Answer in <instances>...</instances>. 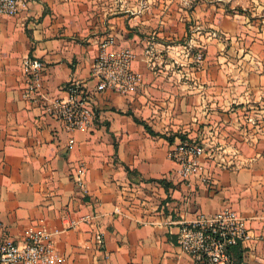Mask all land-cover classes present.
<instances>
[{"label":"crops","instance_id":"1","mask_svg":"<svg viewBox=\"0 0 264 264\" xmlns=\"http://www.w3.org/2000/svg\"><path fill=\"white\" fill-rule=\"evenodd\" d=\"M209 1L37 0L0 16V236L20 241L45 225L65 257L57 264H194L177 243L179 223L231 208L251 234L237 261L264 264V11ZM214 30L241 36L242 48L232 39L221 50ZM108 37L137 53L133 93L95 91L92 67ZM206 44L212 51L197 62ZM28 56L43 61L49 98L82 82L94 110L88 129L70 133L44 99L23 97ZM179 135L207 146L212 187L179 175L169 156ZM82 163L87 191L74 178ZM90 213L95 220L82 221ZM73 219L81 222L68 229Z\"/></svg>","mask_w":264,"mask_h":264},{"label":"built area","instance_id":"2","mask_svg":"<svg viewBox=\"0 0 264 264\" xmlns=\"http://www.w3.org/2000/svg\"><path fill=\"white\" fill-rule=\"evenodd\" d=\"M37 0H0V16H17L29 9ZM215 36V33H214ZM113 37L101 43V50L92 67V77L96 80L95 91L111 90L120 94L133 93L141 82V74L135 70L137 53L131 48H115ZM151 55L152 48L147 50ZM195 59H204L202 47L195 51ZM44 63L36 56H28L23 61L25 86L23 97L33 105L46 102L48 113L58 120L70 133L88 129L94 118V110L81 81L73 80L65 88V94L49 98L42 92ZM75 138L70 136L68 147L72 148ZM171 160L177 165L182 179L201 176L206 185L212 187L213 180L204 174L210 152L204 143L190 138H180L169 149ZM221 162H224L222 160ZM224 164L222 163V166ZM76 185L86 188V166L82 163L75 174ZM95 214L83 217L82 221L95 220ZM81 221L73 219L67 228L79 226ZM251 239L246 218L238 211L224 208L212 214L199 213L195 218L179 223L177 243L188 254L194 264H242L237 261L234 249L243 248ZM98 248L105 244L104 231L95 234ZM65 260L56 246L54 234L45 226L37 225L26 232L22 240L12 236H0V264H57Z\"/></svg>","mask_w":264,"mask_h":264},{"label":"rangeland","instance_id":"3","mask_svg":"<svg viewBox=\"0 0 264 264\" xmlns=\"http://www.w3.org/2000/svg\"><path fill=\"white\" fill-rule=\"evenodd\" d=\"M212 2V1H211ZM215 2H217V7H221V11H264V0H215ZM212 4L210 3L209 0H206V5ZM216 4V3H215ZM259 31L257 34H263L264 30L261 28V26L259 27ZM262 29V30H261ZM215 32L211 31L209 32V37L211 36L212 38L218 40V43H222L225 46L223 48H221V50H227L228 48H230V45L228 42L231 41L233 39V42H239L240 44H237V47H241L243 46V43L241 45V42L243 41L242 39H240L241 36H228V33L222 32V31H217L214 30ZM215 33V36H214ZM260 39H263L262 36H258ZM227 42V43H226ZM212 44H206L205 47H202L203 53H204V59L211 53L212 48H211ZM199 48V47H198ZM197 48V49H198ZM246 52L240 51L239 55H245ZM203 59V60H204Z\"/></svg>","mask_w":264,"mask_h":264},{"label":"trees","instance_id":"4","mask_svg":"<svg viewBox=\"0 0 264 264\" xmlns=\"http://www.w3.org/2000/svg\"><path fill=\"white\" fill-rule=\"evenodd\" d=\"M136 119V121H138L139 123H141V124H143L145 127H146V129L148 130V132H150L151 134H155V132L152 130V128L146 123V122H144V121H142V120H139V119H137V118H135ZM179 137L180 138H186V136H183V135H179ZM234 253H235V256H239L240 254H241V249L240 248H235L234 249Z\"/></svg>","mask_w":264,"mask_h":264}]
</instances>
